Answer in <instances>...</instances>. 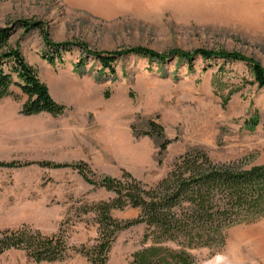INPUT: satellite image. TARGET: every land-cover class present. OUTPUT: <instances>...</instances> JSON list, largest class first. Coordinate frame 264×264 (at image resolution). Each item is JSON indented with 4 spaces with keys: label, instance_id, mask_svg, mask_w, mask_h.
I'll list each match as a JSON object with an SVG mask.
<instances>
[{
    "label": "rangeland",
    "instance_id": "obj_1",
    "mask_svg": "<svg viewBox=\"0 0 264 264\" xmlns=\"http://www.w3.org/2000/svg\"><path fill=\"white\" fill-rule=\"evenodd\" d=\"M17 19L39 21L52 41L90 50L145 47L167 54L203 48L238 53L264 67V0H0V24ZM9 42L66 109L59 116H25L27 98L17 95L10 116L4 113L10 95L0 98V161H85L96 177L127 171L147 185L193 148L217 163L264 165V88L243 61L125 54L112 73L76 45L49 64L41 57L48 49L37 29L17 28ZM150 120L171 140L161 155V138L145 135ZM112 197L70 168H0V230L26 224L79 248L97 237L83 205ZM137 215L131 208L113 211L120 220ZM144 233V224L120 231L107 264H128L150 244ZM189 252L194 264H264V214L227 227L220 243ZM70 253L62 261L37 263L9 250L0 264H88Z\"/></svg>",
    "mask_w": 264,
    "mask_h": 264
},
{
    "label": "trees",
    "instance_id": "obj_2",
    "mask_svg": "<svg viewBox=\"0 0 264 264\" xmlns=\"http://www.w3.org/2000/svg\"><path fill=\"white\" fill-rule=\"evenodd\" d=\"M17 28L29 33L37 29L48 49L42 58L49 64L61 61L62 55L76 45L91 54L103 70L114 72L113 63L125 54L164 61L176 56L190 62L194 55L205 59L223 58L243 61L249 67L254 82L264 88V67L254 59L234 52H213L196 49L192 52L171 50L158 54L145 47L125 50L96 51L86 44L54 42L39 21L17 19L0 24V98L10 95L16 86L27 96L21 113L25 116L46 112L52 116L64 113L66 106L57 102L37 72L22 55L18 46L10 45ZM80 63V62H79ZM145 135L161 138L159 154L171 140L165 138L159 123L150 120ZM37 164L46 168H70L94 188L112 192L108 200L86 203L83 213L92 215L97 225V237L92 244L70 247L60 234L45 235L38 229L22 224L16 229L0 230V255L9 250H21L33 261L56 262L71 255H83L88 264H107L109 252L120 231L137 224L145 225L144 241L150 244L135 251L128 264H194L190 249L212 247L223 239L224 230L246 218L264 214V165L242 168L234 164L217 163L200 148L189 149L177 156L167 173L156 183L147 185L123 171L120 177L94 176L85 161L78 162H19L0 161V168H19ZM136 209L133 219L120 220L114 210ZM173 244L174 246H170Z\"/></svg>",
    "mask_w": 264,
    "mask_h": 264
},
{
    "label": "crops",
    "instance_id": "obj_3",
    "mask_svg": "<svg viewBox=\"0 0 264 264\" xmlns=\"http://www.w3.org/2000/svg\"><path fill=\"white\" fill-rule=\"evenodd\" d=\"M17 95H20V96H24L25 98H27V96L25 94H23L21 92V90L19 88H17L16 86H10V96L6 97V102H7V108L5 110V114L9 113L11 114L10 116H13L14 114V111H13V107H12V102H14V98L17 96ZM11 109V111H9ZM41 115H49L48 113L46 112H42V113H39V114H36V115H30V116H41Z\"/></svg>",
    "mask_w": 264,
    "mask_h": 264
}]
</instances>
